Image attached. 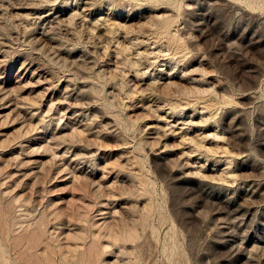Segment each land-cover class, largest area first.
<instances>
[{
	"label": "rangeland",
	"instance_id": "obj_1",
	"mask_svg": "<svg viewBox=\"0 0 264 264\" xmlns=\"http://www.w3.org/2000/svg\"><path fill=\"white\" fill-rule=\"evenodd\" d=\"M0 264H264V0H0Z\"/></svg>",
	"mask_w": 264,
	"mask_h": 264
}]
</instances>
